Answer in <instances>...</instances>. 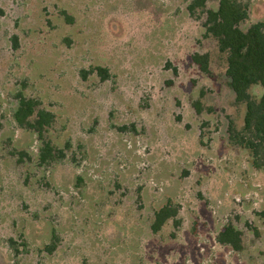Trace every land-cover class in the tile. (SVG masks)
<instances>
[{"label": "rangeland", "instance_id": "374dc122", "mask_svg": "<svg viewBox=\"0 0 264 264\" xmlns=\"http://www.w3.org/2000/svg\"><path fill=\"white\" fill-rule=\"evenodd\" d=\"M192 1L0 0V264H264V171L230 141L246 107ZM23 98L43 129L17 123Z\"/></svg>", "mask_w": 264, "mask_h": 264}, {"label": "trees", "instance_id": "16d2710c", "mask_svg": "<svg viewBox=\"0 0 264 264\" xmlns=\"http://www.w3.org/2000/svg\"><path fill=\"white\" fill-rule=\"evenodd\" d=\"M207 1L193 0L188 5V10L193 14L197 7L205 9L204 26L207 32L217 39L220 51L228 53L226 76L229 87L235 95L236 103L246 107L243 127L237 129L232 123L229 124L230 141L235 146L248 149L252 155L253 166L264 171V20L244 27L250 18V5L241 0H212L216 2V7L206 8ZM67 19L71 20L70 17ZM193 59L202 71L207 72L206 56L195 54ZM94 71L103 81L110 77L109 70L105 67L97 66ZM255 86L262 88L259 97L251 93ZM34 108L33 101L24 98L20 101L15 112V119L20 127L35 130L36 126L30 121L34 115L38 117L41 129L51 122L50 113L39 111L36 114ZM55 158L54 149L50 144L44 143L39 155L41 163ZM176 215L177 210L171 206L162 207L155 214L152 231H160ZM217 240L221 245L239 250L241 233L233 225H229L218 235Z\"/></svg>", "mask_w": 264, "mask_h": 264}]
</instances>
